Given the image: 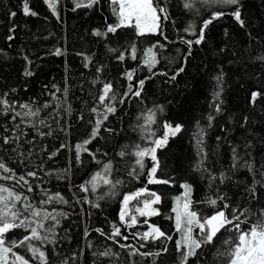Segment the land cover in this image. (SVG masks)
<instances>
[{"label":"trees","instance_id":"16d2710c","mask_svg":"<svg viewBox=\"0 0 264 264\" xmlns=\"http://www.w3.org/2000/svg\"><path fill=\"white\" fill-rule=\"evenodd\" d=\"M25 3L37 15H25ZM77 3L88 0H56L54 15L45 0H0V100L8 102L7 109L0 104V161L13 176L0 179V185L22 194L17 203L22 212L26 196V203L34 208L63 214L56 217L59 224L43 221L40 235L48 240L30 241L45 252L46 264H181L177 241L182 240V231L177 229L173 209L184 195V184L191 187L190 210L198 219L218 209L231 218L235 209L243 231L264 220V0H240L243 27L232 16L236 5L154 0L158 9H166L168 18L158 13L159 29L143 36L129 27L106 31L117 23L113 8L118 5L111 0H99L92 7L76 8ZM185 4L192 6L185 8ZM213 13L224 14L204 29V39L195 44ZM95 31L101 35H93ZM187 41L193 43L189 46ZM149 48L156 57L151 71L144 63ZM121 53L123 61L118 59ZM26 71L32 74L25 75ZM140 80H144L141 95L125 96L129 84L136 90ZM105 83L112 85L110 96L115 97L105 103L116 109L107 120L98 115L105 111L98 99ZM253 92L259 94L255 100ZM20 105H29L37 115L24 116L29 108ZM149 110L155 113L150 125ZM97 119L103 123L91 139ZM166 123L181 125V132L156 152L155 178L169 183L149 184L147 173L153 161L145 156L141 169L134 153L152 147V141L163 136ZM3 137L11 143L5 144ZM86 139L91 142L84 144ZM77 145L82 146L79 160ZM106 164L110 171H105ZM29 171L36 177L27 176ZM97 173L93 191L89 181ZM7 175L0 170V177ZM20 176L27 185L17 183ZM105 178L121 183L113 188L103 183ZM28 185L33 191H27ZM82 185L87 191H81ZM141 189L160 197L155 204L158 214L148 216L147 223L128 227L119 219L123 196ZM57 193L67 202L54 198L41 204ZM210 199L217 204L212 206ZM23 217H29V212H23ZM113 226L122 233L115 238L118 243L108 238ZM149 226L165 236L144 241L137 233ZM26 234L23 228L14 229L6 242L11 245ZM192 235L199 236L197 227ZM237 237L228 225L214 243L197 249L187 264H228L226 254ZM121 244L132 247L121 248ZM106 249L112 255L100 256ZM13 252L29 264H41L27 244L13 247ZM14 259L10 254V264Z\"/></svg>","mask_w":264,"mask_h":264},{"label":"snow or ice","instance_id":"6c2138e0","mask_svg":"<svg viewBox=\"0 0 264 264\" xmlns=\"http://www.w3.org/2000/svg\"><path fill=\"white\" fill-rule=\"evenodd\" d=\"M55 2L56 0H45V3L49 5L50 8L53 9V14L55 15ZM216 2L224 4V5H236V10L232 13V16L234 19L240 24L241 27L244 26V21L241 18V11L239 8L240 0H216ZM99 3V0H88L87 4L83 3H77L75 5L76 8L80 7H92L93 5ZM111 3L113 5H118L117 7L113 8L114 15L117 17V23L114 25H108L107 32L108 33H115L117 29L122 27H129L133 28L136 31V34L139 36H143L146 33H153L160 27V20L161 16L158 14H164V19H167L166 15V9L164 8H157V6L154 4V0H111ZM191 4H185V8H191ZM25 15H37L35 12H30L28 4H24L23 8ZM224 13H213L211 19L205 20L203 23V27L200 29V35L199 38L194 41L195 44H200L202 40L204 39V29L208 27L209 24L212 23L213 20L219 18V16L223 15ZM14 16L15 13H12ZM191 27V25L189 26ZM93 35L99 36L101 33L99 31H95ZM11 39V37H9ZM189 46L193 43L192 41H187ZM133 52V59H136L135 56V46L132 47ZM56 54L59 55L60 51L59 49L56 50ZM147 59H145L144 63L148 66L149 71H151L152 67L156 63V57L153 53V49L149 48L146 53ZM119 60L123 61L125 59V56L123 53L120 54L118 57ZM180 71H183V69H180ZM32 73L30 71H26L25 75H31ZM127 79L129 81H132L133 74L132 72L126 73ZM172 79H175V77H172ZM144 80L139 81V85L136 88V90H133V86L129 84L128 92L124 93L125 96H127L129 93H131L132 96L139 97L141 95L140 89L143 88ZM112 92V85L110 83H105L103 85V88L101 90V94L99 95V104L104 106V113H98V115H103V120L108 119V114L114 113L116 109L111 104H106V100L114 99V96H110V93ZM218 95V94H217ZM259 94L256 92L252 93V99L255 100L256 97ZM123 103V101H121ZM0 104H4L5 108L8 107V102L5 100H0ZM48 105H45L47 107ZM21 108H29V111L23 113L24 116H35L37 115V112H33L29 105H20ZM219 106H217V111H219ZM92 112L97 113V108H93ZM16 115H21L20 113H17ZM154 116L155 113H153L151 110H149V114L147 115V122L149 125L151 123H154ZM15 119V117H13ZM211 119V117L209 118ZM103 120L97 119L95 122V126L92 128L91 131V139H94L100 131V126L103 123ZM43 123V121H41ZM164 134L160 138H156L152 141L153 146L149 148H143L139 149V145H137V148L139 149L134 153V155L137 157L136 164L139 165L141 169L144 168V162L143 158L145 156L151 157L153 161L152 167L148 170V183L149 184H167L169 181L166 180H159L156 179V173L159 167V162L157 160L156 152L158 149L164 147L167 145L169 137H174L178 133L181 132V125L177 124L175 126H172L170 124L164 125ZM49 135L51 133H48ZM41 135H44V133H41ZM150 135H154V133H150ZM3 142L5 144L11 143V139L9 137H3ZM91 139H86L83 143L88 144L91 142ZM201 143V141L198 140V146ZM81 145H77V160H79V152L81 149ZM86 151V149H84ZM202 151V149H200ZM235 153V150H233ZM55 155V153H53ZM119 155L123 156L125 153L122 151L119 153ZM233 159L235 160L236 157L234 155ZM105 171H110L111 166L110 164H106ZM251 169V166H249ZM0 170H2L4 173H10V175L0 177V179L10 180L13 178L11 175L12 170L9 169L6 164L2 161H0ZM37 175L36 172L29 171L27 173V176L35 178ZM131 175V173H130ZM100 174L97 173L95 176L92 177V180L89 181V183L92 186V190L95 191L97 185L96 180L97 177H99ZM224 174H221V183H223ZM23 182V184H28V181L25 179L24 176H20L19 182ZM104 184H112L113 188H115L116 184L121 183L120 181H115L113 183L112 181H109L108 179L103 180ZM182 187L185 189L184 192V203L182 205V210L174 208L173 211L177 213L176 215V223H177V229L182 231V240L177 241V250L180 251L181 256V264H187L188 258L191 256L197 255V249H200L203 244H212L214 243L215 238L217 237V234L221 232V230H227V226L231 225L232 228L238 233V237L234 241L235 246L230 249V251L226 254L228 257V264H264V220H259L256 224L252 225L251 228L248 231H243L241 229V221L240 217L236 215V210L233 209L232 216L229 218V216L226 215L225 211L223 209H218L215 214L203 218L198 219L197 213L195 211L190 210V203L189 200V194L191 192V187L188 184L182 185ZM27 191L31 192L33 191V188L31 185H28ZM81 191H87V189L82 185ZM146 193V189H141L135 193L132 194H125L123 196L122 200V207L119 214V219L122 223L126 222V217L129 216L128 208L130 205V202L133 200H138L141 196H144ZM112 195H115V192L111 193ZM151 197H154V199H144L143 201V208L137 207L135 209V212L139 214V216H151L158 214L157 210L152 207V205L158 203L160 201V197L155 193L152 192L149 194ZM56 199L57 202H64L67 201L63 200V197L59 195V193L55 194V197L48 196L46 200H42L41 204H47L51 202L53 199ZM103 198V197H101ZM178 200L180 198H177ZM221 199H224L221 197ZM22 200V194L19 192L14 191L13 189H10L8 187H5L3 185H0V264H10L9 261V255L15 257L14 261L11 262V264H29V261L26 260L23 256L17 255L13 252V247H22L25 244H27V249L34 253V255L38 256V259L40 260L41 264H46V257L45 252L41 251L40 249L34 247L30 241L32 240H48L47 236L41 237L40 230L45 228V224L43 221L51 219L55 221L56 224H59V220H57V216L63 215L62 213H57L56 215H53L52 213L47 212L46 210L41 211L40 209L34 208L31 204L26 203L28 200V197L24 196L23 200L25 203H23L22 208L23 212H29V217H23V212L17 208V203L21 202ZM209 203L212 206H215L217 204V200L210 199ZM98 207L99 205H94ZM229 205L225 203L223 205L224 209H227ZM243 215V213H241ZM23 217V218H22ZM30 217H36L37 219L32 220ZM235 221V223H234ZM147 223V221H145ZM35 226H32V225ZM137 224V216L132 215L130 217V223H127L128 227H132ZM193 227H197L199 229V236L193 237L192 231ZM23 228L25 231L29 234H26L23 236L22 239L18 241H11V245H9L6 242V236L8 234L12 233V230L14 229H20ZM101 233V235H105L103 230L97 229ZM122 233L119 227L113 226L112 233L108 236L109 239H112L114 243H118L116 241V237H121ZM165 233L160 231L159 228L150 226V231H145L141 237L144 241H148L149 239L156 240L161 237H164ZM124 240H127V236L122 237ZM170 239V237H168ZM52 242V241H49ZM144 245H141L143 247ZM121 248H130L131 245L127 244H121ZM186 249V250H183ZM164 251H167V249H164ZM135 254V252H133ZM100 256H111L112 252L109 249H106L104 252L99 253ZM142 255H151L150 253H142Z\"/></svg>","mask_w":264,"mask_h":264},{"label":"rangeland","instance_id":"374dc122","mask_svg":"<svg viewBox=\"0 0 264 264\" xmlns=\"http://www.w3.org/2000/svg\"><path fill=\"white\" fill-rule=\"evenodd\" d=\"M149 194H150V192L146 190V193H145L144 196H141L138 200H133V201L130 202V205H129V208H128L129 216L126 217V222L127 223H130V217L132 215H136L137 216V224L136 225L143 224V222L146 221V219L148 218V216H144V217L139 216V214L135 212V209L137 207L143 208V201H144V199H154V197H151ZM183 203H184V195L182 196V198H180L179 200H177V202H176V208L182 210ZM152 207L156 209L155 204L152 205ZM176 215H177V213H176ZM127 223H125V224L127 225ZM145 231H150V226ZM145 231L138 232L137 235L138 236H142Z\"/></svg>","mask_w":264,"mask_h":264}]
</instances>
